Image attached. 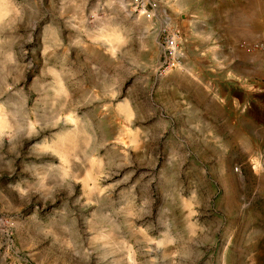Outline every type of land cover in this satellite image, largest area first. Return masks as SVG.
I'll use <instances>...</instances> for the list:
<instances>
[{"label":"rangeland","instance_id":"1","mask_svg":"<svg viewBox=\"0 0 264 264\" xmlns=\"http://www.w3.org/2000/svg\"><path fill=\"white\" fill-rule=\"evenodd\" d=\"M147 1L0 0V264H264V0Z\"/></svg>","mask_w":264,"mask_h":264},{"label":"built area","instance_id":"2","mask_svg":"<svg viewBox=\"0 0 264 264\" xmlns=\"http://www.w3.org/2000/svg\"><path fill=\"white\" fill-rule=\"evenodd\" d=\"M134 7L146 12L147 0H130ZM161 46L162 53L160 63L157 67L159 73H164L171 68H176L180 64L181 51L178 46V36L176 31L170 29L166 25L161 28ZM254 47L260 54L261 63L264 67V33L260 40L256 41ZM262 87L264 89V75L260 78Z\"/></svg>","mask_w":264,"mask_h":264},{"label":"bare ground","instance_id":"3","mask_svg":"<svg viewBox=\"0 0 264 264\" xmlns=\"http://www.w3.org/2000/svg\"><path fill=\"white\" fill-rule=\"evenodd\" d=\"M3 126V122L0 120V129L2 128Z\"/></svg>","mask_w":264,"mask_h":264},{"label":"crops","instance_id":"4","mask_svg":"<svg viewBox=\"0 0 264 264\" xmlns=\"http://www.w3.org/2000/svg\"><path fill=\"white\" fill-rule=\"evenodd\" d=\"M167 26V25H166Z\"/></svg>","mask_w":264,"mask_h":264}]
</instances>
